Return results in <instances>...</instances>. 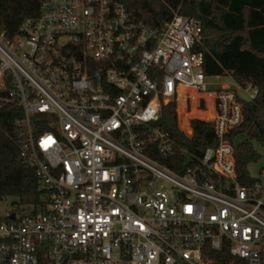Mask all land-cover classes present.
Returning a JSON list of instances; mask_svg holds the SVG:
<instances>
[{"label": "built area", "instance_id": "obj_1", "mask_svg": "<svg viewBox=\"0 0 264 264\" xmlns=\"http://www.w3.org/2000/svg\"><path fill=\"white\" fill-rule=\"evenodd\" d=\"M39 7L12 38L0 31V108L20 109L19 155L48 202L0 199V264H215L222 253L264 264V183H239L227 138L243 119L237 98L256 88L219 91L210 107L186 93L178 122V88L206 92L200 20L175 12L150 28L119 0ZM172 100L187 138L192 119L216 136L180 171L153 157L174 154L153 125Z\"/></svg>", "mask_w": 264, "mask_h": 264}, {"label": "trees", "instance_id": "obj_2", "mask_svg": "<svg viewBox=\"0 0 264 264\" xmlns=\"http://www.w3.org/2000/svg\"><path fill=\"white\" fill-rule=\"evenodd\" d=\"M42 0H0V31L7 38L19 32L20 24L29 16L40 13ZM132 18L150 28L162 27L173 13L194 16L201 22L202 40L196 46L203 55L205 76L231 75L239 87L250 83L256 88L252 99L237 98L243 106V119L227 138L233 146L235 173L241 185L258 181L249 175L247 165L258 160L253 146H264V0H119ZM178 122L184 127L186 93L197 98L196 90L178 88ZM175 100L162 103L157 121L153 123L168 133L174 144V154L167 161L153 155L172 170L180 171L200 158L216 136L209 122L192 119L193 135L189 139L179 131ZM20 109L12 104L0 108V199L10 196L22 204L46 207L48 200L39 189L35 172L20 158L15 119ZM185 152L182 154L179 149ZM152 156V155H151ZM226 253L218 254L215 264H246Z\"/></svg>", "mask_w": 264, "mask_h": 264}, {"label": "rangeland", "instance_id": "obj_3", "mask_svg": "<svg viewBox=\"0 0 264 264\" xmlns=\"http://www.w3.org/2000/svg\"><path fill=\"white\" fill-rule=\"evenodd\" d=\"M206 85H207V89L210 90H214V89H236L238 91V94L241 97H248V91L246 89L243 88H239L238 85L236 84L235 80L233 79V77L231 75H223L221 77H206V81H205ZM200 96V95H199ZM205 96V95H204ZM207 99H205V103L204 101L201 99L200 101V105L198 104V106H207L209 105V95L205 96ZM199 98V97H197ZM196 98V100H197ZM195 97L193 98V102L191 103V106H196ZM167 103V101H166ZM196 103V104H195ZM253 146L255 148V150L257 151V153L259 154L258 160L255 162H251L247 165V170L250 176L254 177V178H259L261 179V181L264 183V146L260 145L258 142L254 141L253 142ZM15 201L13 197H7L6 199V203H11Z\"/></svg>", "mask_w": 264, "mask_h": 264}, {"label": "crops", "instance_id": "obj_4", "mask_svg": "<svg viewBox=\"0 0 264 264\" xmlns=\"http://www.w3.org/2000/svg\"><path fill=\"white\" fill-rule=\"evenodd\" d=\"M207 77V76H206ZM208 77H221V76H208ZM236 90V89H235ZM219 91H222V89H214V90H210V89H207V85H206V92H202V93H200V92H197L198 93V95H200V96H198L199 98H205V99H207L205 96L206 95H209V107L211 106V105H213V99H214V97H215V94L217 93V92H219ZM237 91V90H236ZM237 93H238V91H237ZM205 95V96H204ZM193 98H194V96H193ZM195 100H196V98H195ZM197 100H198V98H197ZM197 100H196V103H197ZM193 102V99L191 100V103ZM204 102H206L205 100H204ZM195 103V104H196Z\"/></svg>", "mask_w": 264, "mask_h": 264}, {"label": "water", "instance_id": "obj_5", "mask_svg": "<svg viewBox=\"0 0 264 264\" xmlns=\"http://www.w3.org/2000/svg\"><path fill=\"white\" fill-rule=\"evenodd\" d=\"M166 103V102H165Z\"/></svg>", "mask_w": 264, "mask_h": 264}]
</instances>
